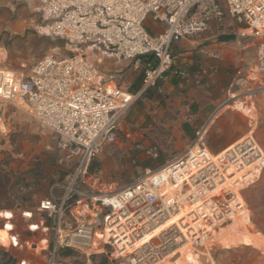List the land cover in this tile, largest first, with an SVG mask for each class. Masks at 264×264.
I'll return each instance as SVG.
<instances>
[{"label": "built area", "instance_id": "obj_1", "mask_svg": "<svg viewBox=\"0 0 264 264\" xmlns=\"http://www.w3.org/2000/svg\"><path fill=\"white\" fill-rule=\"evenodd\" d=\"M20 1L41 19L39 34L64 41L69 50L67 55L48 53L28 70L26 65L20 70L0 68V105L24 106L56 136L58 149L75 164L72 177L60 186L62 195L51 192L40 202L38 212L52 220L61 247L91 251L126 264L119 250L126 232L113 230L110 221L140 216L141 204L162 198L167 202L168 195L160 197L166 186L157 185L156 176L190 159L196 148L207 152L195 146L164 170H146L124 190L89 194L81 186L88 185L92 162L105 145L116 141L127 111L171 71L174 43L199 35L211 25L224 27L230 22L228 28L235 36L263 41L256 68L264 78V0H225L227 11L221 0ZM150 19L164 25V30L150 34L146 28ZM124 62L143 71L142 86L135 93L121 89L116 73L105 71L107 63ZM262 84L249 93L264 90V80ZM250 138L256 167L262 170L264 155ZM169 180L177 197L190 194L185 181L180 189L181 178L170 174ZM185 184L189 187L186 194L182 192ZM205 236L203 243L210 233ZM198 241L194 247L203 244ZM178 257L171 263L178 262Z\"/></svg>", "mask_w": 264, "mask_h": 264}, {"label": "rangeland", "instance_id": "obj_2", "mask_svg": "<svg viewBox=\"0 0 264 264\" xmlns=\"http://www.w3.org/2000/svg\"><path fill=\"white\" fill-rule=\"evenodd\" d=\"M221 5L227 11L225 0ZM229 24L216 25L214 30L235 37L227 64L238 75L237 100L255 85H263L264 78L256 68L263 41L235 36ZM41 25V19L20 0H0V68L20 70L26 65L28 70L48 53H69L64 41L39 34ZM173 130L172 126H158L129 138L119 132L116 141L105 145L92 162L88 185L81 186L82 191H121L146 170H164L195 146L208 150L203 131L190 147L180 149ZM250 137L233 146H242ZM74 171V161L58 149L56 136L37 123L24 106L0 105V264H121L102 254L61 247L52 220L38 212L40 202L51 192L59 195L58 187L66 184ZM256 180L240 193L241 213L214 230L202 245H191L171 264H264V208L254 192ZM188 191L185 184L182 192ZM68 218L72 220L71 215ZM40 223L44 225L38 228Z\"/></svg>", "mask_w": 264, "mask_h": 264}, {"label": "crops", "instance_id": "obj_3", "mask_svg": "<svg viewBox=\"0 0 264 264\" xmlns=\"http://www.w3.org/2000/svg\"><path fill=\"white\" fill-rule=\"evenodd\" d=\"M215 26L173 44L171 71L127 111L119 132L129 138L158 126H172L178 147L186 149L204 131L205 146L213 156L251 136L264 155V90L242 93L235 100L238 75L227 64L231 41L223 39L230 34L219 33ZM146 28L156 35L165 27L150 19ZM105 71L116 73L117 85L125 91L135 93L142 86L143 71L136 70L131 62L107 63ZM255 86L252 90L261 85ZM58 188L61 193H54L56 197L63 193ZM253 188L259 206L264 208V168Z\"/></svg>", "mask_w": 264, "mask_h": 264}, {"label": "bare ground", "instance_id": "obj_4", "mask_svg": "<svg viewBox=\"0 0 264 264\" xmlns=\"http://www.w3.org/2000/svg\"><path fill=\"white\" fill-rule=\"evenodd\" d=\"M250 145L251 138L216 157L209 150L204 153L196 148L190 152V159L173 168L176 173L169 169L156 176V184L166 186V193L163 190L160 197L168 195L167 202L162 198L141 204L140 216L110 221L113 230L126 232L121 238L125 241L119 245L124 262L171 264L176 255L182 257L197 240L201 244L207 232L212 234L241 213L244 204L240 193L261 172ZM170 174L182 179L180 189L185 181L190 194L177 197ZM228 193L232 198H227Z\"/></svg>", "mask_w": 264, "mask_h": 264}, {"label": "water", "instance_id": "obj_5", "mask_svg": "<svg viewBox=\"0 0 264 264\" xmlns=\"http://www.w3.org/2000/svg\"><path fill=\"white\" fill-rule=\"evenodd\" d=\"M234 36H224L223 39L224 41H233L234 40Z\"/></svg>", "mask_w": 264, "mask_h": 264}, {"label": "snow or ice", "instance_id": "obj_6", "mask_svg": "<svg viewBox=\"0 0 264 264\" xmlns=\"http://www.w3.org/2000/svg\"><path fill=\"white\" fill-rule=\"evenodd\" d=\"M10 227V226H9Z\"/></svg>", "mask_w": 264, "mask_h": 264}]
</instances>
